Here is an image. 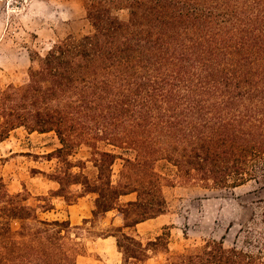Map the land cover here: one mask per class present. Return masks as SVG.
Wrapping results in <instances>:
<instances>
[{"label": "trees", "instance_id": "1", "mask_svg": "<svg viewBox=\"0 0 264 264\" xmlns=\"http://www.w3.org/2000/svg\"><path fill=\"white\" fill-rule=\"evenodd\" d=\"M83 3L93 30L59 39L24 84L0 87V142L18 128L53 132L52 194L69 204L96 194L92 216L43 217L52 201L33 206L0 177V264H76L83 231L114 237L121 264H145L168 251V233L144 242L137 229L168 210L165 184L264 185V0ZM82 145L90 156L74 161ZM114 210L121 225L94 231ZM164 264H264V242L206 240Z\"/></svg>", "mask_w": 264, "mask_h": 264}, {"label": "rangeland", "instance_id": "2", "mask_svg": "<svg viewBox=\"0 0 264 264\" xmlns=\"http://www.w3.org/2000/svg\"><path fill=\"white\" fill-rule=\"evenodd\" d=\"M116 14L121 19L128 18L126 10ZM92 30L83 0H0V87L24 84L29 68L36 66L38 57L44 56L55 42L70 34L82 36ZM60 146L53 132L14 130L0 142V177L9 192H22L33 206L52 201L55 208L41 213L43 217L82 224L84 218L92 216L96 194L90 193L71 204L52 194L59 187L49 178L57 159L44 155ZM89 156L90 149L82 145L70 158L86 161ZM93 171L87 161L85 172L93 176ZM162 171L167 173L165 169ZM79 189L71 187L72 191ZM163 192L168 202L166 213L138 224L137 229L144 242L168 233V251L156 250L145 264H164L171 256L195 249L206 240H222L226 247L250 250H256L264 242V185L250 181L237 188L210 189L176 183L165 184ZM44 195L47 201L38 199ZM121 223L118 212L110 211L97 222L94 231ZM83 236L87 252L78 257L76 264H121L114 237L93 236L86 231ZM256 239L261 242L256 243Z\"/></svg>", "mask_w": 264, "mask_h": 264}]
</instances>
